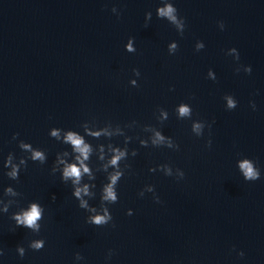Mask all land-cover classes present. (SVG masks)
<instances>
[{"label": "water", "instance_id": "1", "mask_svg": "<svg viewBox=\"0 0 264 264\" xmlns=\"http://www.w3.org/2000/svg\"><path fill=\"white\" fill-rule=\"evenodd\" d=\"M173 2L185 18L183 36L156 18L158 0H0V159L9 151L21 154L13 133L48 154L44 165L29 161L18 181L0 171V191L11 184L22 193L21 205L38 200L45 208L38 236L13 229L8 216L14 208L0 216L3 264H73L77 251L84 256L80 264H264V71L255 44L236 0ZM146 11L153 12L147 27ZM129 36L134 53L123 47ZM197 39L205 44L199 52ZM173 40L178 49L169 55ZM230 47L238 49L240 64L251 65L250 74L234 72L236 62L225 55ZM132 68L141 73L136 87L128 83ZM209 68L215 81L206 79ZM226 93L237 99L236 108L225 109ZM181 101L192 106L193 119L211 123V148L205 147L207 128L197 138L190 120L176 118ZM158 107L169 113L162 124L155 118ZM85 120L121 127L137 122L125 129L138 154L127 161L130 172L109 206L114 228L85 223L87 213L70 186L49 171L56 152L67 146L50 138L48 129L79 130ZM146 124L171 136L179 150L141 147L135 137L150 135ZM112 141L122 144L123 137ZM238 154L257 162L260 179L243 180L235 168ZM162 163L182 168L184 179L148 171ZM102 180L97 174L98 186ZM145 184L155 185L162 203L151 193L137 196ZM127 208L133 215H125ZM39 237L45 246L28 249V241ZM18 244L26 249L23 259L16 255ZM108 249L114 253L106 262Z\"/></svg>", "mask_w": 264, "mask_h": 264}, {"label": "clouds", "instance_id": "2", "mask_svg": "<svg viewBox=\"0 0 264 264\" xmlns=\"http://www.w3.org/2000/svg\"><path fill=\"white\" fill-rule=\"evenodd\" d=\"M111 12L119 18L120 11L113 5ZM153 16L152 11L144 13V26L147 27ZM155 16L157 19L167 21L172 25L177 34L184 35L186 28L185 18L179 14L173 0H158L155 7ZM217 27L223 31L225 24L222 20L217 21ZM135 38L129 36L124 43V50L128 53L136 52L134 43ZM205 47L202 40L197 39L194 44V50L199 52ZM178 49L177 41L173 40L167 44V52L169 55L176 53ZM226 56H231L236 62L234 67L235 73L243 71L245 74L252 72L251 65L240 64V53L236 47H230L225 51ZM132 76L128 83L132 87L137 86V79L141 73L139 69L132 68ZM216 73L209 68L206 73V79L215 81ZM172 90L171 87L169 89ZM226 110H232L237 106V99L230 93H226L222 97ZM249 107L255 111L257 105L254 100H249ZM177 119L190 120L191 133L199 138L205 134V129L209 130L208 138L205 141V147L211 148V123L203 119H193V109L189 103L181 101L174 108ZM169 113L166 109L158 107L155 118L161 124L168 119ZM137 125L135 120L126 123L123 127L119 124L113 125L111 122H105L103 126H97L95 121L85 120L79 125V130L74 128L51 127L48 129V136L53 138L62 145L67 147L56 152L55 159L52 161L49 169L50 174H59V179L65 185L71 188V196L77 202V207L84 210L85 223L102 227L109 225L115 227L113 216L110 211V205L117 203L119 199L118 184L126 173L130 172L131 165L127 162L130 157L137 156L136 148H129V143L134 137L127 135L125 129H131ZM144 129L150 133L145 137H135L141 147L151 146L153 148H167L174 151L179 150L180 145L171 137L163 133V131L154 125L146 124ZM19 133H13L12 140L17 142L20 155L9 151L0 159V171L3 175L12 181H18L20 172L27 167L29 161L44 165L48 160L47 151L43 148L33 146L32 143L23 139L17 140ZM121 136L123 143H113L112 138ZM103 137L106 143L93 144L91 140L99 141ZM91 138V140L89 139ZM93 157L95 162L93 163ZM235 168L244 181H256L261 178V168L257 162L247 156L238 154L235 161ZM150 173L161 172L164 176L173 177L177 181H181L185 177L182 168L174 167L169 163L157 164L148 168ZM97 174H102L103 180L97 185ZM146 193L152 194V200L155 203H162L160 196L155 190V185L145 184L137 192V196L143 198ZM19 192L13 185L8 184L0 191V216L8 214L10 208H14L10 212L8 218L13 222V229L24 227L31 233L39 235L44 218L45 208L38 200H30L26 204L21 205ZM55 200V195L52 196ZM98 199L97 204H91L90 201ZM125 215H133V209L127 208ZM45 246V238H33L27 243V248L33 251H39ZM235 250V246H233ZM25 247L18 244L15 248L16 255L23 259L25 256ZM239 258H243L245 253L243 250H235ZM114 253L113 249H108L105 255V261H110ZM5 249L0 247V264H3ZM84 260V256L79 252L73 254V264H80Z\"/></svg>", "mask_w": 264, "mask_h": 264}]
</instances>
